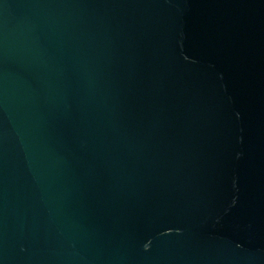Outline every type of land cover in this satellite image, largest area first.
<instances>
[{
  "label": "water",
  "instance_id": "1",
  "mask_svg": "<svg viewBox=\"0 0 264 264\" xmlns=\"http://www.w3.org/2000/svg\"><path fill=\"white\" fill-rule=\"evenodd\" d=\"M0 264H264V0H0Z\"/></svg>",
  "mask_w": 264,
  "mask_h": 264
}]
</instances>
